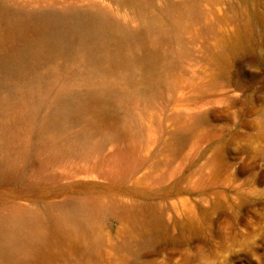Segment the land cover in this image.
<instances>
[{"label":"rangeland","instance_id":"374dc122","mask_svg":"<svg viewBox=\"0 0 264 264\" xmlns=\"http://www.w3.org/2000/svg\"><path fill=\"white\" fill-rule=\"evenodd\" d=\"M1 8L2 30L84 12L131 31L113 32L101 65L84 51L45 58L0 86L13 264H264V0Z\"/></svg>","mask_w":264,"mask_h":264},{"label":"bare ground","instance_id":"6f19581e","mask_svg":"<svg viewBox=\"0 0 264 264\" xmlns=\"http://www.w3.org/2000/svg\"><path fill=\"white\" fill-rule=\"evenodd\" d=\"M6 17H8L7 12L1 8L0 19ZM26 19H20L18 16L10 18L11 28L7 30L0 28V49L7 46V43H11V54L9 53L8 56L0 54L1 87L6 88L10 82H15V79L23 75L35 74L37 67L45 58L72 55L84 51L87 53L90 66L101 65L110 60V38L115 30L120 29L100 13H47L31 17L30 20ZM120 31L123 34V40L131 36V31L127 29H120ZM20 32H23L25 37L15 41V38L19 37H16L17 33ZM8 51L6 50V52ZM35 78L32 79L35 80ZM98 96L99 94H95V92L90 95L93 99H97ZM71 107L73 106L71 105ZM19 225L17 216L0 217V264H13L14 262L19 246Z\"/></svg>","mask_w":264,"mask_h":264}]
</instances>
